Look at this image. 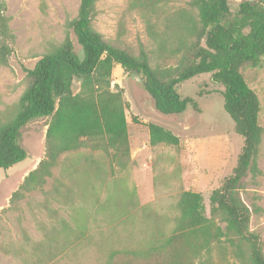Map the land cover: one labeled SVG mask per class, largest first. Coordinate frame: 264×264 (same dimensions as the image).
<instances>
[{"label":"rangeland","instance_id":"rangeland-1","mask_svg":"<svg viewBox=\"0 0 264 264\" xmlns=\"http://www.w3.org/2000/svg\"><path fill=\"white\" fill-rule=\"evenodd\" d=\"M15 36L7 63L0 62V125L17 112L27 86L24 68L67 38L81 53L69 25L80 0H4ZM236 11L240 0H227ZM198 9L191 0H97L92 28L134 56L141 51L152 68L174 73L186 64L198 38ZM200 43H203L201 39ZM242 73L260 101L262 127L256 156L259 174L241 180L238 195L250 211L248 228L258 233L264 252V57ZM74 80V93L86 91ZM91 90L95 85L90 86ZM223 87L211 73L194 75L176 85L190 97L178 114L160 113L136 74L119 65L112 70L110 90H120L127 119L130 161L120 168L111 153L82 145L46 160L49 117L20 129L26 157L0 168V264H104L115 249H142L159 244L174 230L183 191L209 195L236 164L243 137L223 109ZM169 129L179 143H149L147 124ZM207 264H239L226 239L204 254Z\"/></svg>","mask_w":264,"mask_h":264},{"label":"trees","instance_id":"trees-1","mask_svg":"<svg viewBox=\"0 0 264 264\" xmlns=\"http://www.w3.org/2000/svg\"><path fill=\"white\" fill-rule=\"evenodd\" d=\"M96 1L80 0L77 16L69 22L80 54L67 38L31 68H24L27 86L18 110L0 125V168L7 169L26 157L19 142L20 129L39 117H49L47 158L40 167L52 164L64 151L86 145L110 152L111 160L124 168L130 161V147L121 91L110 90L114 67L138 75L154 107L163 114H178L194 106V100L181 96L176 85L194 75L211 73L213 82L223 87V109L243 137L235 166L210 193L208 214L199 192L183 191L176 226L167 238L142 249H115L104 264H207L204 254L223 238L234 247L239 264H264L261 238L249 230L250 211L238 195L248 172L261 173L256 163L262 132L260 101L242 68L258 66L264 57V0H240L234 12L227 0H191L199 13L198 38L186 64L174 73L152 68L145 52L134 56L95 31L91 22ZM5 10L6 3L0 0V62L4 64L15 43ZM74 80L87 86L86 91L74 93ZM147 128L151 145L179 143L178 136L161 125L149 122Z\"/></svg>","mask_w":264,"mask_h":264},{"label":"crops","instance_id":"crops-1","mask_svg":"<svg viewBox=\"0 0 264 264\" xmlns=\"http://www.w3.org/2000/svg\"><path fill=\"white\" fill-rule=\"evenodd\" d=\"M126 117V116H125ZM126 121H127V119H126Z\"/></svg>","mask_w":264,"mask_h":264}]
</instances>
